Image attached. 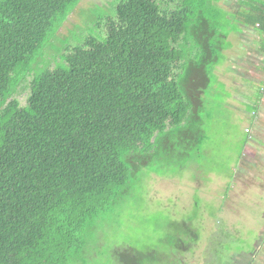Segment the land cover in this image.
Masks as SVG:
<instances>
[{"label":"trees","instance_id":"16d2710c","mask_svg":"<svg viewBox=\"0 0 264 264\" xmlns=\"http://www.w3.org/2000/svg\"><path fill=\"white\" fill-rule=\"evenodd\" d=\"M84 1L0 0V264L74 261L143 169L205 141L204 96L231 36L249 28L264 40V0H234L233 11L119 0L61 44ZM116 255L161 260L152 248Z\"/></svg>","mask_w":264,"mask_h":264},{"label":"rangeland","instance_id":"374dc122","mask_svg":"<svg viewBox=\"0 0 264 264\" xmlns=\"http://www.w3.org/2000/svg\"><path fill=\"white\" fill-rule=\"evenodd\" d=\"M231 1L223 0L230 9ZM118 2L85 0L59 42H77ZM231 40L240 49L230 53L239 57L229 56L215 70L204 96L205 141L199 145L192 140L191 146L173 151L167 167L163 159L157 171L143 169L132 190L98 220L86 246L69 264H120L116 251L128 247L154 249L161 257L158 264H264V116H256L255 122L254 116L244 114H252L250 107L236 99L249 96L254 103L261 92L244 91L260 85L239 79V90L229 84L236 73L246 71L239 61L254 69L262 43L250 29ZM226 66L239 68L229 74Z\"/></svg>","mask_w":264,"mask_h":264},{"label":"crops","instance_id":"0c3cea01","mask_svg":"<svg viewBox=\"0 0 264 264\" xmlns=\"http://www.w3.org/2000/svg\"><path fill=\"white\" fill-rule=\"evenodd\" d=\"M231 2H234V0H232ZM223 5L225 6L224 2H222V6ZM234 7H235V3H234ZM233 8L229 9V10L233 11L234 10ZM242 29H243L242 31L237 32L236 34H238V35L245 34L246 35L247 34V30L249 28H242ZM250 30H253V29H250ZM253 31H254V33L257 34L258 38L260 39L259 42L262 43V44H260L261 45L260 46V50L258 51V52L261 53L260 54L261 57L260 58H258V57L254 58L255 59V65H254V69L253 70H250V68L253 67L252 64H249V67H248L243 61L242 62L239 61L238 65L242 63V65L245 67L246 71H242L244 73H236V72H234V73H236V76H235V78L231 79L229 84L235 85L237 82L240 83L239 79L240 80H242V79L244 80L245 79L244 82H246L247 84H250V85H257L258 84V85H260L259 86L260 88H258L257 90L253 89V88H247L244 91L247 95H252V94L256 95V93L261 92V93H259L260 96L256 97V101L254 103L251 104V100L253 98L248 100L249 96H247L246 99L245 98L243 99V97H241V96L236 97V99L238 101L244 100V103L247 106L250 107L249 111H252V114H250L249 112L248 113H244V114L246 116L251 117V118H252V116H254L253 120L256 122V120H257L256 116H258L260 114L264 116V54L262 52V48H263V45H264V40H262V38L260 37V34L257 31H255V30H253ZM236 34H233V35H236ZM235 48H238V49L240 48L238 43L235 44L234 48L231 51H233ZM250 50L252 51V49H250ZM253 51H254V53L257 54V51H255V50H253ZM248 52L251 53L249 50H248ZM233 54L234 53H230L229 56L232 57V58H238L239 57V56L235 57V55L233 56ZM242 65L240 66L241 68H242ZM234 68H239V67H234V66L228 67V71L227 72L229 74H231ZM236 79H238V80H236ZM239 86H240V84L239 85L236 84L237 89H239ZM233 92L234 93H238L239 91H233ZM233 92H231V93L233 94ZM239 94H241V93H239ZM227 95L231 96V97H235L236 96V95H231V94H227ZM233 106L234 107L238 106V104H234ZM262 121H264V120H262ZM259 123H260V120L258 122V125H259ZM256 137L257 136H255L254 138H256Z\"/></svg>","mask_w":264,"mask_h":264}]
</instances>
